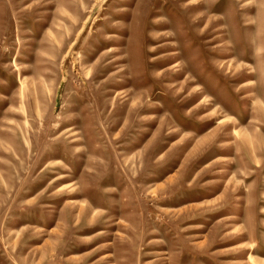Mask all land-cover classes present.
<instances>
[{
	"label": "rangeland",
	"instance_id": "374dc122",
	"mask_svg": "<svg viewBox=\"0 0 264 264\" xmlns=\"http://www.w3.org/2000/svg\"><path fill=\"white\" fill-rule=\"evenodd\" d=\"M0 264H264V0H0Z\"/></svg>",
	"mask_w": 264,
	"mask_h": 264
},
{
	"label": "bare ground",
	"instance_id": "6f19581e",
	"mask_svg": "<svg viewBox=\"0 0 264 264\" xmlns=\"http://www.w3.org/2000/svg\"><path fill=\"white\" fill-rule=\"evenodd\" d=\"M165 22H163L162 24H164ZM175 56V55H174ZM175 67V66H178V63H175V64H173L171 67ZM176 81V80H175Z\"/></svg>",
	"mask_w": 264,
	"mask_h": 264
}]
</instances>
